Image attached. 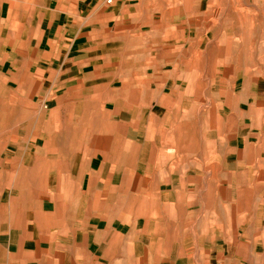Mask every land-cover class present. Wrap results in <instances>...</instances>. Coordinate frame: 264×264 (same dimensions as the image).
Wrapping results in <instances>:
<instances>
[{
    "label": "crops",
    "instance_id": "obj_1",
    "mask_svg": "<svg viewBox=\"0 0 264 264\" xmlns=\"http://www.w3.org/2000/svg\"><path fill=\"white\" fill-rule=\"evenodd\" d=\"M105 1L0 0V264H264L263 104L201 137L167 13Z\"/></svg>",
    "mask_w": 264,
    "mask_h": 264
},
{
    "label": "rangeland",
    "instance_id": "obj_2",
    "mask_svg": "<svg viewBox=\"0 0 264 264\" xmlns=\"http://www.w3.org/2000/svg\"><path fill=\"white\" fill-rule=\"evenodd\" d=\"M126 1L137 3L140 0ZM146 6L152 12L167 13L160 23L168 24L171 37L168 44L177 42L185 48L179 68L199 75L193 89L188 88V94L194 92L198 102L186 104L185 115L191 118L199 113L201 137L207 135L210 123H216L217 135L222 134L224 122L230 118L222 121L218 111L214 112L226 109L230 113L224 90L234 88L233 93L242 95L241 91L247 89L250 97H257L264 108V0H147ZM176 11L183 15L170 16ZM178 35H183L180 41L175 40ZM186 86L184 84L183 89ZM242 109L247 107L242 105ZM254 114H249L248 124ZM261 116L258 115L263 118L264 111Z\"/></svg>",
    "mask_w": 264,
    "mask_h": 264
},
{
    "label": "built area",
    "instance_id": "obj_3",
    "mask_svg": "<svg viewBox=\"0 0 264 264\" xmlns=\"http://www.w3.org/2000/svg\"><path fill=\"white\" fill-rule=\"evenodd\" d=\"M117 1H119V0H106L105 2L108 6H111V5L115 4ZM130 1H135V0H130Z\"/></svg>",
    "mask_w": 264,
    "mask_h": 264
}]
</instances>
